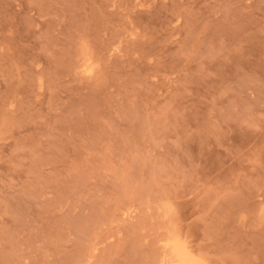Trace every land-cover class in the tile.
Here are the masks:
<instances>
[{
  "label": "rangeland",
  "instance_id": "374dc122",
  "mask_svg": "<svg viewBox=\"0 0 264 264\" xmlns=\"http://www.w3.org/2000/svg\"><path fill=\"white\" fill-rule=\"evenodd\" d=\"M173 237L264 264V0H0V264Z\"/></svg>",
  "mask_w": 264,
  "mask_h": 264
},
{
  "label": "bare ground",
  "instance_id": "6f19581e",
  "mask_svg": "<svg viewBox=\"0 0 264 264\" xmlns=\"http://www.w3.org/2000/svg\"><path fill=\"white\" fill-rule=\"evenodd\" d=\"M86 61L84 62V64ZM84 66V68L87 66ZM90 69V68H89ZM93 70V69H92ZM167 245L170 250L169 264H200V262L194 257L191 251L185 246V244L178 238H169Z\"/></svg>",
  "mask_w": 264,
  "mask_h": 264
}]
</instances>
